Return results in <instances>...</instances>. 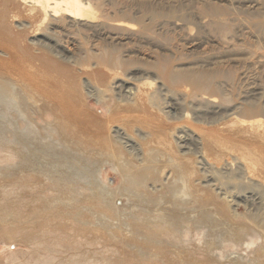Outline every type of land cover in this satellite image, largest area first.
Returning a JSON list of instances; mask_svg holds the SVG:
<instances>
[{"label": "bare ground", "instance_id": "bare-ground-1", "mask_svg": "<svg viewBox=\"0 0 264 264\" xmlns=\"http://www.w3.org/2000/svg\"><path fill=\"white\" fill-rule=\"evenodd\" d=\"M21 1L31 3V11L43 14L44 20L53 17L83 25L95 19L89 0ZM122 22L115 25L126 26ZM50 39L45 36L33 43L44 54L52 52L75 64L82 61L79 56L60 55L55 49L59 41L49 44ZM7 54L0 53V127L9 129L7 161L12 174L27 179L30 190H35V205L24 218L34 216L39 222L29 220L18 231L29 234L31 249L38 253L33 264H264V126L259 119L242 120L231 113L225 128L215 130L211 127L216 119L203 112L194 114V124L173 127L188 114L171 115L169 106L160 102L161 90H147L156 83L147 78L133 86L126 80L103 87L90 81L82 84L106 109L104 119L92 120L87 110L77 108L51 83L39 92L30 82H15L11 75L15 68L11 70ZM110 63L112 70L121 61L115 57ZM181 78L199 90L194 96L199 103L193 104L219 106L215 97L202 93L210 86L209 77L184 73ZM147 103L170 123L159 134L138 130L141 142L137 143L128 131L135 128L133 122L144 124L145 118L123 113L129 108L143 110ZM226 128L232 135L246 134L255 147L238 146L218 136ZM20 137L27 138L26 145ZM66 159L73 161L74 168L65 167L74 179L64 175L59 181L42 165L54 168ZM108 166L116 168L124 181L121 194L131 202L126 214L117 203L108 202L103 170ZM23 202L20 206L27 209ZM73 205L74 213L69 210ZM240 205L245 211H238ZM45 218L47 222H42ZM41 223L49 224L43 229L47 237L38 233ZM61 239L75 241L56 242Z\"/></svg>", "mask_w": 264, "mask_h": 264}, {"label": "rangeland", "instance_id": "rangeland-1", "mask_svg": "<svg viewBox=\"0 0 264 264\" xmlns=\"http://www.w3.org/2000/svg\"><path fill=\"white\" fill-rule=\"evenodd\" d=\"M89 1L95 19L83 25H71L62 19L55 21L53 17L44 20L43 14L31 11V3H23L21 0H0V53H8L5 59H10L11 70L15 68L14 73H11L15 82L19 84L22 81L30 82L34 89L27 85L29 89L39 92L46 83H51L50 85L56 91H60L63 97L77 103V108L87 110L88 117L99 120L106 117V109L97 102L95 96L86 93L82 84L90 81L96 87H103V84L107 86L126 80L129 81L127 85L133 86V83L138 84L144 79L152 78L156 82L155 86L147 90L149 92L155 88L161 90L160 102L169 106L170 114L174 116H180L182 112L188 114L187 118L182 116L184 121L173 123V127L194 124L192 120L194 114L203 112L210 113L209 116L216 119L211 127L215 130L225 128L223 125L231 118V113L242 120H260L264 126V0ZM116 22L125 23L126 26H117ZM127 24L132 27H127ZM45 36L53 38L47 42L49 44L55 42L57 44L59 41L55 49L60 55L77 58L79 56V61H82L75 64L59 59L52 52L47 51L49 54L40 52L41 46L38 47L33 41L42 40ZM115 57H119L121 64L111 70L109 68L113 67L109 64ZM101 58L109 62L101 61ZM184 73L209 77L210 86L202 90V93L209 98L215 97L219 106L213 108L205 104L198 106L193 104L199 103L194 98L199 90L197 92L193 84L181 78ZM6 92L9 90L6 89ZM249 105L261 109L249 112L246 109ZM132 109L129 108L130 111L123 114L129 118L132 116L145 118L144 124L133 122L135 128L128 131L137 143L141 142L136 134L138 130H152L156 134L161 130H168L167 123L170 122L157 107L154 108L147 103L146 110L143 108L144 112L139 108ZM184 113L182 115H185ZM25 127L23 125L22 129ZM227 132L226 128L225 131L218 132V136L232 140L238 146L255 147L252 144L256 142L248 141L246 134L232 135ZM9 135V129L1 126L0 264H26L25 262L33 264L38 261V253L31 249L29 234L18 231L29 220L39 222L34 216L29 220L24 218L27 210L35 205L36 196L33 194L35 190L34 188L30 190L27 179L21 175L16 177L11 172L10 161H7L10 154L7 137ZM26 140L27 138L20 137L23 146L26 145ZM24 153L25 147L19 156L24 158ZM72 162L66 159L61 166L54 168L48 167L45 162H42V165L44 170L50 169L52 176L61 181L64 175L74 179L66 172L65 167L69 164L74 168ZM103 170L104 179L108 181V195L106 194L108 202L117 203L116 206L121 208L120 212L126 214L131 202L121 194L123 179L117 174L116 168L108 166ZM47 173L51 174L49 170ZM81 179L79 176V180ZM96 195L98 196V193ZM22 201L29 205L27 209L20 206ZM74 205L69 209L73 213ZM241 205L238 208L239 212L245 211ZM41 221L47 222V218ZM41 224L37 228L38 233L47 237V232L43 229H47L49 224ZM70 240L75 241L61 239L56 242ZM65 242L61 245H67Z\"/></svg>", "mask_w": 264, "mask_h": 264}]
</instances>
